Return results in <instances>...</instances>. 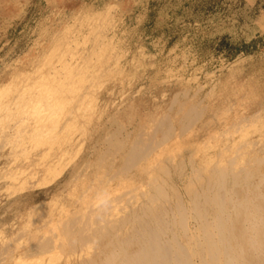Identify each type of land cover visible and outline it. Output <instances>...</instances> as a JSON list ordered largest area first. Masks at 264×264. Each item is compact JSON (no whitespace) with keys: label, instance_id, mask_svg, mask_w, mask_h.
Returning a JSON list of instances; mask_svg holds the SVG:
<instances>
[{"label":"rangeland","instance_id":"obj_1","mask_svg":"<svg viewBox=\"0 0 264 264\" xmlns=\"http://www.w3.org/2000/svg\"><path fill=\"white\" fill-rule=\"evenodd\" d=\"M17 75H22V83L25 81L20 87L13 81ZM71 83L72 90H76L73 95V91L69 93ZM0 85L9 96L5 93L0 96V130L9 119L6 115L12 112L19 115L20 110L29 113L32 110L28 106L29 96L32 91H40L39 87L43 89L36 117L27 120L26 127V123H22L18 131L9 129L8 132L14 134L12 137L0 133V264H10L9 260L5 261L9 257L8 250L13 249L17 256L28 248L45 216L53 214L56 218L61 212L72 209L71 203L81 191L80 180L95 170L92 163L105 149L104 139L111 129H120V137L129 141L141 129L147 130L149 121L160 115V108L175 93L186 91L190 97L197 96L193 99L197 100L200 110L191 132L182 137V145L174 150L177 157L187 159L195 145L199 147L202 142L213 143L214 149L208 151L216 152L221 146L218 142L222 130L240 117L261 110L264 104V0H0ZM47 88L50 93L58 90L51 94L54 105L66 97L73 99V103L72 108L66 110L65 107L51 108L48 114L55 112L56 117L48 115L45 126L39 114L40 119L46 115V102L41 98L47 95ZM40 107L43 109L39 110ZM173 121L177 134L178 123L174 118ZM259 123L262 125L264 120L244 128L243 137L252 141L258 139V132L253 130ZM51 128L56 132L48 131L51 135L47 139L49 135L44 132ZM240 136L236 133L232 137L236 143L230 140L234 146L242 142ZM62 148L69 151L56 162ZM197 151L195 154L199 155L201 151ZM77 173L80 174L78 179L72 180ZM34 222L37 223L32 224ZM50 233L46 236L53 235Z\"/></svg>","mask_w":264,"mask_h":264},{"label":"bare ground","instance_id":"obj_2","mask_svg":"<svg viewBox=\"0 0 264 264\" xmlns=\"http://www.w3.org/2000/svg\"><path fill=\"white\" fill-rule=\"evenodd\" d=\"M41 56L43 58L42 54ZM36 63L39 65L38 61ZM39 68L41 67L39 66ZM12 72L10 73L12 74ZM25 75L27 74L25 73ZM21 79L22 75H17L13 81H16L19 86L22 83ZM63 82L66 81L63 80ZM1 85L0 96L5 93L9 97L6 89ZM26 87L30 88V86ZM69 87V93H71L73 91L72 88H74L73 83ZM37 90L40 91L35 90L36 93H34L31 90L33 93L29 96L30 102L28 106L32 110L29 113L27 112V114L20 110L19 115L16 114L19 116L17 120L13 112L12 115L7 112L8 115H5L9 119L5 121L6 123L3 122L4 127L0 130V133L12 137L14 134L8 132L9 129L16 128L18 131L22 123L25 124L27 120L35 116V110L40 102L39 94L43 89L39 87ZM47 90L50 93L48 88ZM53 91L55 90L53 89ZM61 91L59 90V92ZM75 91H73L72 95ZM57 92L58 90L55 93ZM48 93L42 98L40 97L41 100L45 99L46 103L44 102V105L47 106L45 107V117L40 119L39 114V120L44 119L42 123L45 126V121L51 108L56 109L57 107L58 110L65 107L66 110L72 108L70 105L73 101V99H67V97L66 100L60 98L58 105H54V97L51 94L55 93ZM60 94H57V96ZM192 96H188L186 91L175 93L168 103L160 108V115L149 121L147 130H145L146 128L144 129L145 131L141 129L129 141H127V138H121L122 135L120 137V129H118L120 130L119 134L118 130L115 131L113 129L112 131L111 129L110 134L104 139L106 142L105 149L101 152L99 151L100 154L96 157L95 163H92L95 170L93 169L94 171L90 176L86 177V175L80 180L81 191L72 201V209L61 212L56 218L53 214L45 216V220L41 218L42 224L36 228L34 237L32 236L33 241L29 247H26L17 256L14 255L13 249L10 248L8 250L9 257L5 261L9 260L10 264H20L21 260H23V264H264V168L262 167L264 158L262 154V152L264 153V123L260 125V122L255 129L251 127L252 130L254 129L253 132H258V139L254 141L248 140L242 134L244 133L243 130L246 131L244 128L248 125L264 120V104L261 106V110L257 109L247 116L240 117L231 126L229 124L230 127L228 126V128L222 130L220 132L221 135H219L220 141L216 140L221 146L216 152L210 153L208 151V149L211 150L213 148V143L205 144L202 142L205 145L204 149H202L200 146L203 144L200 142V146L196 147L195 145L196 148L194 147V150L189 152L187 159H185V157H177L174 154L176 152L174 150L180 148L181 142H183L182 137L190 131L192 124H195L200 114V110L197 109L198 106L196 105L197 100L194 101L197 96ZM7 97L6 99H8ZM12 98L16 100L14 97ZM26 104L24 103V105ZM86 107L85 109L90 110ZM173 107H175L174 113H172ZM42 109L41 107L39 108V110ZM77 111L81 112V109ZM54 113L50 115L53 117ZM76 114L78 113L76 112ZM23 115H25V118ZM66 116L68 117L69 115ZM173 118L178 123L177 134L175 133L176 128L173 127ZM56 121L54 119L53 122ZM10 122L12 123L10 124ZM39 122L41 123V121ZM50 123L52 124V122ZM77 125L79 124L77 123ZM33 126L35 127L36 125ZM36 128L40 129L38 126ZM248 129L250 130V128ZM48 131L51 132L53 130L52 128L47 129L44 134L49 135ZM236 133L241 135L242 139L240 140L242 142L234 146L233 144L236 143L234 142L236 140L231 139ZM50 135L47 139L50 138ZM36 136L31 137L37 138ZM55 136L57 135L55 134ZM124 137L126 136L124 135ZM230 140L234 143L232 144ZM42 143L44 142L42 141ZM22 146L24 147L25 145L22 144ZM197 150L201 151H199V155L195 154L198 152ZM68 151L66 152L68 153ZM66 152L64 149L60 150L58 156H55L56 162H60V158ZM81 167L79 168L81 169ZM76 169L78 170L77 167ZM49 170H46V172ZM74 173L76 174V172ZM79 176L80 174L78 175L77 173L73 179H70L76 180ZM67 182L70 183L69 181ZM36 186L38 185L36 184ZM73 186L76 188V184ZM26 230L28 232V228ZM53 230L56 233H53ZM47 232H51L53 235L50 237L46 236ZM43 234L44 237H42Z\"/></svg>","mask_w":264,"mask_h":264}]
</instances>
